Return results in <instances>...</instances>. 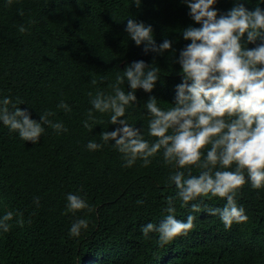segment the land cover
Wrapping results in <instances>:
<instances>
[{"label": "trees", "instance_id": "16d2710c", "mask_svg": "<svg viewBox=\"0 0 264 264\" xmlns=\"http://www.w3.org/2000/svg\"><path fill=\"white\" fill-rule=\"evenodd\" d=\"M236 3L250 11L264 10V0H216L217 18ZM189 11L181 0H141L139 8L132 0H13L11 5L0 0V99L23 101L17 106L36 121L52 111L49 119L67 128L57 133L45 125L33 144L0 122V217L14 213L11 230H0V264H264V188L246 183L239 190L237 204L248 220L234 222L230 229L218 215L191 212V203L200 199L208 208H222L224 199L198 198L183 207L176 199L175 217L186 221L189 214L196 216L195 228L161 247L157 233L146 239L141 228L159 224L167 215V198L176 196L175 185L168 183L178 170L175 164H165L158 153L148 167L141 160L124 167L114 141L97 151L86 147L89 141L102 143V132L119 127L109 123L110 113L94 111L103 123L92 131L84 128L92 107L88 93H111L116 76L140 60L155 64L160 78L152 92L135 91L136 106L120 119L154 141L148 135L152 117L143 105L150 96L163 109L175 102L176 86L182 82L177 60L191 42L182 31L200 27ZM129 18L151 25L156 43L167 39L174 51L145 54L143 45H135L125 31ZM21 25L26 33L18 30ZM121 87L131 91L127 81ZM61 101L71 111L58 109ZM179 170L187 175V169ZM200 171L191 168L192 175ZM68 193L83 196L94 210L68 211ZM36 197L39 206L33 202ZM85 217L88 228L79 237L70 236L72 223Z\"/></svg>", "mask_w": 264, "mask_h": 264}, {"label": "clouds", "instance_id": "9594fccd", "mask_svg": "<svg viewBox=\"0 0 264 264\" xmlns=\"http://www.w3.org/2000/svg\"><path fill=\"white\" fill-rule=\"evenodd\" d=\"M12 2L7 0L9 5ZM181 2L187 5L190 17L200 27L189 26L182 31L183 39L191 42L180 51L177 60L182 82L176 86L173 106L163 109L151 96L143 105L152 117L148 122V135L155 138L154 141L145 139L143 131L127 119H120L125 117L128 107L136 106L135 91L152 92L160 78V69L155 64L146 65L143 60L134 61L124 68L122 75L116 76L111 93L99 90L94 96L88 93L92 107L83 122L84 128L92 131L94 125L103 123L96 120L94 111L111 114L109 123L119 127L102 132V143L89 141L86 147L97 151L114 141L113 147L122 154L124 167H132L137 160L148 167L158 153H162L165 164H175L178 170L169 176L168 183L175 185L176 196L167 198V215L159 224L149 222L141 228L146 239L150 238V233H157L161 247L178 237H186L195 228L196 216L189 214L186 221L175 217L176 199L182 201V207L198 198L224 199L226 203L222 208H208L200 199V203H191V212L206 210L209 215H218L225 228L230 229L234 222L248 220L245 209L237 204L239 190L246 183L256 190L264 188V10L256 7L250 11L244 4L236 3L217 18V10L213 8L216 0ZM132 4L139 8L141 0H132ZM18 30L27 32L23 25ZM125 31L135 45H143L145 54L174 51L172 42L167 39L156 43L151 25L129 18ZM247 44L256 46L248 48ZM125 81L131 91L126 92L121 87ZM92 84L96 85L97 81L92 80ZM17 103L24 104L19 100ZM17 103L10 97L0 99V122L10 132L18 133L23 141L38 143L45 125L57 133L67 132L62 122L49 119L54 112L46 110L36 121ZM57 108L71 111L64 101ZM209 145L205 155L204 149ZM193 166L201 169L198 175H192ZM179 169H187V175ZM66 200L67 210L72 213L94 210L79 194L68 193ZM33 202L39 206V197ZM13 215L7 212L0 217V230L5 233L11 230L9 222ZM18 223L22 225L23 219ZM88 224L86 217L75 220L69 235L79 237Z\"/></svg>", "mask_w": 264, "mask_h": 264}]
</instances>
